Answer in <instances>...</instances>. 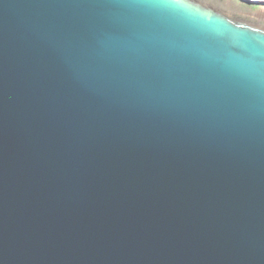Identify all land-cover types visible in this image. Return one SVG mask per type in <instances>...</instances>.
I'll return each instance as SVG.
<instances>
[{
	"label": "water",
	"instance_id": "95a60500",
	"mask_svg": "<svg viewBox=\"0 0 264 264\" xmlns=\"http://www.w3.org/2000/svg\"><path fill=\"white\" fill-rule=\"evenodd\" d=\"M0 264H264V3L0 0Z\"/></svg>",
	"mask_w": 264,
	"mask_h": 264
},
{
	"label": "rangeland",
	"instance_id": "374dc122",
	"mask_svg": "<svg viewBox=\"0 0 264 264\" xmlns=\"http://www.w3.org/2000/svg\"><path fill=\"white\" fill-rule=\"evenodd\" d=\"M250 2H254V3H264V0H250Z\"/></svg>",
	"mask_w": 264,
	"mask_h": 264
}]
</instances>
